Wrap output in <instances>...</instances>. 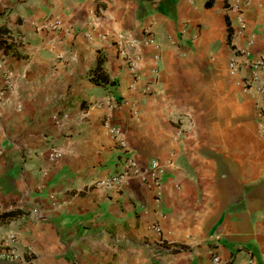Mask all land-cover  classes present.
<instances>
[{
    "label": "crops",
    "instance_id": "obj_1",
    "mask_svg": "<svg viewBox=\"0 0 264 264\" xmlns=\"http://www.w3.org/2000/svg\"><path fill=\"white\" fill-rule=\"evenodd\" d=\"M3 27L0 264H264V0H0ZM128 155L161 188L96 183Z\"/></svg>",
    "mask_w": 264,
    "mask_h": 264
},
{
    "label": "built area",
    "instance_id": "obj_2",
    "mask_svg": "<svg viewBox=\"0 0 264 264\" xmlns=\"http://www.w3.org/2000/svg\"><path fill=\"white\" fill-rule=\"evenodd\" d=\"M45 26H48L53 29H59L62 26V20L58 18L55 20L49 18L46 21H44V23L41 25V28ZM246 52L247 51H245V53ZM128 62L131 71L136 73L137 70L136 62L130 59ZM256 65L260 66L261 62H257ZM230 68L233 71H235L238 68V63L235 60H232L230 62ZM245 86L247 88H255L258 92H262L264 89V86L260 84L259 76L256 71H253L252 75L246 80ZM105 125L108 127L118 147L125 152L128 151L131 152L127 145L122 128L118 125L113 124L110 118L105 119ZM50 153L52 157L60 156V152L56 147H51ZM162 174H163V168L159 160L157 159L152 160L150 164L146 167V169L142 170L141 165L136 160V158H134L132 155H128L124 159L123 168L119 172L115 173L112 176L101 178L97 180L96 183L101 186H111L123 182H128L129 179H131L133 176H141V179L145 183L149 184L151 187L153 186L159 189L161 188L163 183ZM214 260L217 262L220 261L218 256H215ZM248 264H256V263L255 260L251 258L249 259Z\"/></svg>",
    "mask_w": 264,
    "mask_h": 264
},
{
    "label": "trees",
    "instance_id": "obj_3",
    "mask_svg": "<svg viewBox=\"0 0 264 264\" xmlns=\"http://www.w3.org/2000/svg\"><path fill=\"white\" fill-rule=\"evenodd\" d=\"M0 32L1 33H7V32H9V30L7 29V28H1L0 29ZM5 47H6V49L7 50H13V48H14V43H8V42H6V44H5ZM97 75H95L94 77H93V79L98 83V82H100V77H101V75H98L97 77H96ZM103 80H104V78H102ZM4 214H7V216H11V215H14L15 214V210H10V211H8V212H5ZM175 251L176 250H179V249H174Z\"/></svg>",
    "mask_w": 264,
    "mask_h": 264
}]
</instances>
